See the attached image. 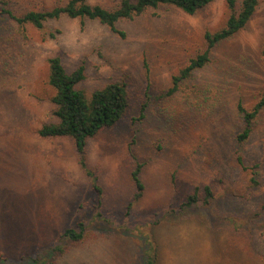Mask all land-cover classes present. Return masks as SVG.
Segmentation results:
<instances>
[{
	"label": "rangeland",
	"instance_id": "rangeland-1",
	"mask_svg": "<svg viewBox=\"0 0 264 264\" xmlns=\"http://www.w3.org/2000/svg\"><path fill=\"white\" fill-rule=\"evenodd\" d=\"M67 0H16L17 12ZM108 8L120 0H88ZM242 0H236V8ZM226 0L194 14L168 4L117 22L61 16L21 31L0 14V264H264V109L249 137L238 104L264 89V0L247 24L210 50L178 92L172 78L206 48L205 32L225 25ZM53 34V35H52ZM67 71L84 65L90 93L123 81L122 119L87 140L79 164L68 137L37 130L56 121L48 58ZM141 163L142 196L131 173ZM212 192L205 204V186ZM198 188L199 201L185 206ZM85 225L77 243L63 231ZM60 246L64 251L53 252Z\"/></svg>",
	"mask_w": 264,
	"mask_h": 264
},
{
	"label": "trees",
	"instance_id": "trees-1",
	"mask_svg": "<svg viewBox=\"0 0 264 264\" xmlns=\"http://www.w3.org/2000/svg\"><path fill=\"white\" fill-rule=\"evenodd\" d=\"M226 1L230 13L225 25L214 32H205V50L190 58L178 74L173 76L172 86L167 90L166 95L178 92L181 85L191 77L195 70L203 68L210 60V50L242 29L258 4V0H242L237 9L236 0ZM210 2L211 0H120L115 7L108 8L100 4H92L88 0H67L63 4H55L48 8H32L17 12L12 6L16 0H0V14L12 19L21 27V31H25L29 24L37 29H43L46 22L59 19L61 16L96 19L101 24L118 31L116 28L118 21L141 15L149 8H156L160 4L173 5L188 14H194ZM260 54L264 63V43ZM48 70V83L54 89L51 102L54 104L52 114L56 117V121L44 123L37 130L38 135L43 138H71L80 166L93 179V187L100 194L102 190L97 183V177L88 168L85 159V146L89 138L94 137L106 127L114 126L122 119L129 105L126 85L123 81H111L88 95L78 86L85 78L83 64L78 65L72 71H67L59 56H51L48 58ZM263 109L264 89L251 109L238 104V110L244 123L243 129L237 135L238 141H245L249 137L253 122ZM142 165L138 163L131 173L136 190L127 209H130L131 204L142 196L144 190V184L140 178ZM205 190L206 196L203 202L207 204L212 192L208 185L205 186ZM197 194L198 188H195L187 197L184 205L191 206L197 203L199 201ZM84 230L85 225L78 222L75 227L66 228L62 236L69 242L77 243L83 240ZM52 251L62 253L64 250L57 246ZM145 264H157V251L153 244L147 251Z\"/></svg>",
	"mask_w": 264,
	"mask_h": 264
}]
</instances>
